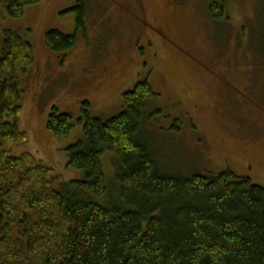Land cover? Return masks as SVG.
Wrapping results in <instances>:
<instances>
[{"label":"rangeland","instance_id":"rangeland-1","mask_svg":"<svg viewBox=\"0 0 264 264\" xmlns=\"http://www.w3.org/2000/svg\"><path fill=\"white\" fill-rule=\"evenodd\" d=\"M80 1L41 0L17 18L0 5V35L16 33L33 56L18 74L27 140L10 154H32L62 182L74 180L66 148L82 138L85 104L107 121L121 112L123 93L148 81L157 96L146 102L140 140L161 173L229 170L264 187V0H221L222 20L210 16L208 0H84L77 31ZM51 30L76 33L74 46L48 48ZM53 108L71 116L67 136L47 130ZM113 157L102 154L106 178Z\"/></svg>","mask_w":264,"mask_h":264},{"label":"trees","instance_id":"trees-1","mask_svg":"<svg viewBox=\"0 0 264 264\" xmlns=\"http://www.w3.org/2000/svg\"><path fill=\"white\" fill-rule=\"evenodd\" d=\"M41 0H0L9 17ZM212 18L221 0H208ZM84 29L86 1L75 8ZM76 33L48 31L45 44L70 50ZM33 62L16 33L0 35V264H264V187L229 170L216 175H166L140 140L146 102L157 96L148 81L122 94L121 112L101 121L82 109V138L67 146L62 182L29 153L11 155L20 129L19 73ZM46 128L67 136L71 116L53 108ZM113 152L106 178L102 154Z\"/></svg>","mask_w":264,"mask_h":264},{"label":"crops","instance_id":"crops-1","mask_svg":"<svg viewBox=\"0 0 264 264\" xmlns=\"http://www.w3.org/2000/svg\"><path fill=\"white\" fill-rule=\"evenodd\" d=\"M76 174V173H75ZM78 175L76 174V177H77Z\"/></svg>","mask_w":264,"mask_h":264}]
</instances>
